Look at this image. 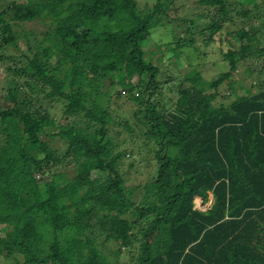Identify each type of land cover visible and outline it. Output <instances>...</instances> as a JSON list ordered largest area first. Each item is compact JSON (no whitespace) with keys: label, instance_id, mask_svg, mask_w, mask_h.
<instances>
[{"label":"trees","instance_id":"trees-1","mask_svg":"<svg viewBox=\"0 0 264 264\" xmlns=\"http://www.w3.org/2000/svg\"><path fill=\"white\" fill-rule=\"evenodd\" d=\"M263 1L239 3L254 6L245 16H261ZM196 2L197 17L215 10L211 32L229 18L226 0ZM10 5L0 12L5 43L17 45L9 20L17 24L44 11L50 21L28 48L27 63L7 67L39 96L18 99L19 90L8 89L12 105L0 108V229L7 231L0 244L6 255H20L16 264H117L122 250L141 238L135 264H264V87L216 105L218 93L207 88L217 90L229 71L205 81L192 68L190 86L166 108L152 99L159 68L143 57L150 30L162 25L153 10L142 14L134 0ZM241 32L244 42L223 55L229 70L264 55L255 33ZM189 42L177 33L174 44ZM5 58L0 53V61ZM104 77L143 105L146 136L158 146L157 168L144 184L126 187L117 169L126 152H114L108 135L115 122L100 100ZM53 137L65 145L61 155L49 145ZM65 168L73 169L72 177ZM209 194L210 206L198 209L194 197ZM128 208L135 221L122 217ZM61 237L69 244L64 256ZM108 241L117 248L107 254Z\"/></svg>","mask_w":264,"mask_h":264},{"label":"rangeland","instance_id":"rangeland-1","mask_svg":"<svg viewBox=\"0 0 264 264\" xmlns=\"http://www.w3.org/2000/svg\"><path fill=\"white\" fill-rule=\"evenodd\" d=\"M10 1L0 0V12L4 11L3 15L9 12ZM15 1L28 4L34 0ZM38 1L42 3L45 0ZM134 1L137 4L138 11L142 14H147L153 10L155 15L162 17V25L153 27L150 30V37L148 36L142 46L143 57L147 56L149 60L145 59L159 68V85L157 87L159 91L152 98L154 101L160 100L166 108L172 106L179 95V89L190 86L186 74L192 68L199 70L205 81H211L220 73L229 71V76L222 81L217 90L207 88V92L215 91L218 93V99L215 100L216 105L220 102L228 105L236 98V94L252 95L263 89L264 55L241 60L233 70H229L223 55L229 48L237 47L241 42H244L245 38L241 39L242 29L249 30L250 33L254 32L255 46L264 47V1L261 8H258V14L261 16H253L254 13L245 16L247 14H244V11L249 9L248 7L254 8L253 5L239 3L240 0H226L225 5L229 18H226L220 24L218 30L214 32L210 31L208 23L215 17V10L210 12L211 15L197 17L196 0ZM257 3L258 6L261 5L259 1ZM157 5H160V7L155 8ZM6 19L8 20V18ZM49 21L50 18L44 14V11L31 20L17 21V24H13L9 20V23L12 24L13 33L17 35L15 40L17 45L5 43L4 38L6 35L0 30V53L6 55L5 60L0 61V108L12 105V102L7 98L9 95L8 89H18L20 97L15 96L18 99H34L35 96H39V93L30 90L24 84L27 81L26 77L16 76L8 71L7 67L15 70V68L22 67L27 63V57L30 58L33 54V51L28 48L34 47L42 39L43 32L49 29ZM110 28L112 27L110 26ZM177 33L181 40L186 39L189 41L191 39L190 44L177 48L174 44ZM175 48H177V52H174L173 49ZM12 57L14 59H9ZM101 66L102 69H105V66ZM108 77L102 79L103 94L100 98L102 105L107 108L115 122L108 129V135L113 140L114 152H126L123 158L119 160L117 169L126 187L144 184L151 179V174L157 168L155 153L158 146H156L153 139L146 136L147 126L142 121L143 105L134 98H128L127 92L124 94L122 87L110 84ZM110 78L112 79V77ZM117 91H119L120 96H117ZM137 92V90H134V95H137ZM50 111L53 118L59 120V110L52 109ZM49 140L52 149H55L61 155L65 145L56 137ZM62 168L63 166H56L52 169ZM64 170L67 172L66 168ZM73 174V169L68 168V177H72ZM93 177L103 180V177L99 174H94ZM48 188H51L50 185ZM197 196L199 195H196L193 199L196 207L204 210L210 206L211 194L207 199H204L203 196H199L200 199H198ZM133 198L136 203L141 202V192L134 190ZM128 209L129 211L122 217L127 218L130 222L135 221L136 216L133 209ZM132 232H137V228L130 230L128 233ZM103 235L98 239H102ZM6 236L7 231L0 229V239ZM140 241L141 238H138L132 241V245L128 249H123L117 257V264H135ZM59 248L62 256L69 251V244L66 243L64 237L60 239ZM116 248L117 245L114 241L104 242V252L107 254L110 253V250L113 251ZM108 256L110 258L115 257L111 254ZM21 260L23 261L18 254L6 255L0 244V264H16Z\"/></svg>","mask_w":264,"mask_h":264},{"label":"water","instance_id":"water-1","mask_svg":"<svg viewBox=\"0 0 264 264\" xmlns=\"http://www.w3.org/2000/svg\"><path fill=\"white\" fill-rule=\"evenodd\" d=\"M212 203V200H209Z\"/></svg>","mask_w":264,"mask_h":264},{"label":"clouds","instance_id":"clouds-1","mask_svg":"<svg viewBox=\"0 0 264 264\" xmlns=\"http://www.w3.org/2000/svg\"><path fill=\"white\" fill-rule=\"evenodd\" d=\"M198 208V207H197ZM199 209V208H198Z\"/></svg>","mask_w":264,"mask_h":264}]
</instances>
